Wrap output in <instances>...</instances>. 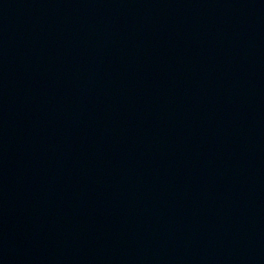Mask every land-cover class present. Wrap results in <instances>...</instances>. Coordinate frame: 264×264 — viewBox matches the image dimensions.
I'll return each instance as SVG.
<instances>
[{"label":"water","instance_id":"water-1","mask_svg":"<svg viewBox=\"0 0 264 264\" xmlns=\"http://www.w3.org/2000/svg\"><path fill=\"white\" fill-rule=\"evenodd\" d=\"M0 264H264V0H0Z\"/></svg>","mask_w":264,"mask_h":264}]
</instances>
